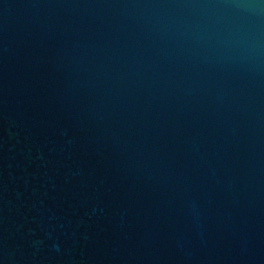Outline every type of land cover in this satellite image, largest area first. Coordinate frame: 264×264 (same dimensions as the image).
Returning a JSON list of instances; mask_svg holds the SVG:
<instances>
[{
	"label": "water",
	"instance_id": "1",
	"mask_svg": "<svg viewBox=\"0 0 264 264\" xmlns=\"http://www.w3.org/2000/svg\"><path fill=\"white\" fill-rule=\"evenodd\" d=\"M0 264H264V0H0Z\"/></svg>",
	"mask_w": 264,
	"mask_h": 264
}]
</instances>
